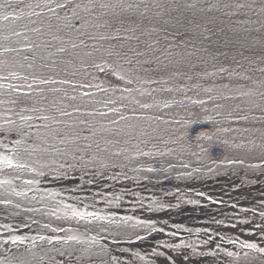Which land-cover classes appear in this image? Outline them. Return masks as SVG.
<instances>
[{"label":"trees","instance_id":"16d2710c","mask_svg":"<svg viewBox=\"0 0 264 264\" xmlns=\"http://www.w3.org/2000/svg\"><path fill=\"white\" fill-rule=\"evenodd\" d=\"M0 132L12 136L14 165L0 162V175L20 183L114 163L155 178L262 169L264 0H0ZM18 193L0 183L10 208L88 236L0 235V264H119L100 236L149 229L80 219L48 192ZM232 253L264 264V253Z\"/></svg>","mask_w":264,"mask_h":264},{"label":"rangeland","instance_id":"374dc122","mask_svg":"<svg viewBox=\"0 0 264 264\" xmlns=\"http://www.w3.org/2000/svg\"><path fill=\"white\" fill-rule=\"evenodd\" d=\"M12 143V136L0 132V155L10 157L13 154L10 149ZM109 169V173L115 175L113 179L120 182L115 188L123 190L124 195L137 194L134 198L140 199L141 206L142 202H146L145 208L149 210L186 202L200 203L201 200L205 201L202 193L219 200V203L210 205L217 210H211L210 218L206 220L211 225L218 224V233L188 231L173 234L171 230L162 228L160 222L163 218L148 213L140 215L159 222L155 221L157 224L154 228L133 238H112L116 244H111L110 248L119 264H140L138 258L152 264H249L231 260L221 249L235 252L242 243H254L258 248H264V215H261L264 213V169L246 171L242 168H228L218 176L194 171L185 177L157 178L142 176L134 168L113 166ZM113 169L116 172L112 171ZM75 172L83 176L80 171ZM195 208L207 209L208 204L200 203ZM170 212L177 214L182 211L174 207ZM42 221L44 220L26 217L0 201V235L24 237L26 241L31 240V236L40 235L51 238L86 236L83 229L62 228L55 222L45 224ZM235 236L238 239H234ZM177 244L181 247L176 248Z\"/></svg>","mask_w":264,"mask_h":264},{"label":"water","instance_id":"95a60500","mask_svg":"<svg viewBox=\"0 0 264 264\" xmlns=\"http://www.w3.org/2000/svg\"><path fill=\"white\" fill-rule=\"evenodd\" d=\"M104 170L99 171L100 175H104ZM94 172L88 171V175H92ZM71 175H50L41 176L40 178L34 180L32 184L26 185L23 189L27 190L30 188H48L53 193H63L67 195H82L85 200L89 203L93 202L99 213L105 215L121 214L120 211L123 208V203L112 201V199L106 198L105 196L111 195L109 190H104L91 185L90 181H75L70 179ZM9 181H12L9 179ZM102 204L109 205L110 208L103 206ZM126 204V203H125ZM150 222V221H149Z\"/></svg>","mask_w":264,"mask_h":264},{"label":"snow or ice","instance_id":"6c2138e0","mask_svg":"<svg viewBox=\"0 0 264 264\" xmlns=\"http://www.w3.org/2000/svg\"><path fill=\"white\" fill-rule=\"evenodd\" d=\"M246 6H249V5H245V4H242V3H237L235 5L236 8H244ZM58 7H63V5H58ZM77 7H79V5H77ZM100 7L102 8H107L109 7L108 4H101ZM129 8L132 7V5H128ZM250 7V6H249ZM61 51H63V49H61ZM96 67H100V65H96ZM221 71H225V69H220ZM101 71H103V68H101ZM115 74V73H114ZM120 79H123V77H119ZM43 83H47V81H42ZM63 83H67V81H62ZM128 83H131V81L129 80ZM30 87V86H29ZM85 96L88 95V93H84ZM196 103H203L202 101H197ZM143 107L147 108L149 107V105H143ZM62 115H70V113H67V112H63ZM101 115H106L104 113H102ZM21 119H27L26 117H21ZM45 120L48 119V117H44ZM19 143V142H17ZM0 162L6 164L7 166L9 167H12L14 166L13 165V161L11 158L9 157H6V156H0ZM229 163H231V161H229ZM16 167H20V168H24L26 167V165L24 164H17L15 165ZM149 171H151V169H149ZM39 175H43V173H38ZM35 181H32V180H28L26 181L25 183L27 184H32L34 183ZM5 183H7V181H5ZM18 195H24V193H18ZM3 203H7V202H3ZM72 215L75 216V217H79L80 219H84L86 216L88 217H94V218H98V219H103V217H96L95 213H92V212H87V213H84V212H80V211H77L76 209H73L72 210ZM261 215H264V213H262ZM54 231H56V229H54ZM138 239H142L141 237H137ZM23 239L22 237H14L12 238V243H16V242H20L22 243L23 242ZM40 239H44V237H40ZM69 240H76L77 237L75 236H70L68 238ZM7 243V242H6ZM48 243H52V240L49 239L48 240ZM232 243H235V241H232ZM176 248H180L181 245L177 244L175 245ZM241 248H247V249H252V250H255V251H258V252H261V253H264V248H258L256 244L254 243H242L241 244ZM62 256L64 255L63 252L60 253ZM72 253L69 252L68 253V256L71 257ZM160 255H163V253H160ZM228 256H232L233 253L232 252H228L227 253ZM68 264H71V261L69 260Z\"/></svg>","mask_w":264,"mask_h":264},{"label":"bare ground","instance_id":"6f19581e","mask_svg":"<svg viewBox=\"0 0 264 264\" xmlns=\"http://www.w3.org/2000/svg\"><path fill=\"white\" fill-rule=\"evenodd\" d=\"M127 199H129L130 200V202L133 200V196H132V194H130V197H128ZM103 206H105V207H108V208H110L109 207V205H107V204H102ZM196 232H193V233H202V234H205V233H209L210 232V230H207V229H197V230H195ZM235 238H237L238 239V237H236L235 236Z\"/></svg>","mask_w":264,"mask_h":264}]
</instances>
